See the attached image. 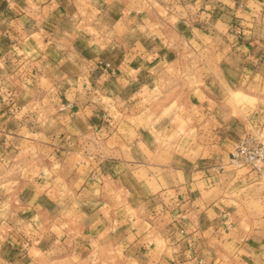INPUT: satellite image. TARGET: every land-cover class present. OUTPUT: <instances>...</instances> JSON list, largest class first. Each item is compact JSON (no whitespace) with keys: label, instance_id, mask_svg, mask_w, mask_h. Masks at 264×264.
Instances as JSON below:
<instances>
[{"label":"crops","instance_id":"crops-1","mask_svg":"<svg viewBox=\"0 0 264 264\" xmlns=\"http://www.w3.org/2000/svg\"><path fill=\"white\" fill-rule=\"evenodd\" d=\"M263 100L264 0H0V166L49 152L0 264H264L217 167Z\"/></svg>","mask_w":264,"mask_h":264},{"label":"rangeland","instance_id":"rangeland-1","mask_svg":"<svg viewBox=\"0 0 264 264\" xmlns=\"http://www.w3.org/2000/svg\"><path fill=\"white\" fill-rule=\"evenodd\" d=\"M240 97L242 99L246 98L243 95H240ZM236 100L238 101V99ZM252 101L250 100V103L253 104ZM259 109L257 116L244 121L241 132L232 144V149L243 137H253L256 143L264 144V100L261 102ZM25 157L29 159V161H25L27 162L25 165L19 166L16 165V162L14 164L11 161L7 166H0V172L11 178H16L18 175H22L23 169L32 171L33 165L37 161L39 163L41 160L40 162L45 164V160L49 157V152L43 148L36 152H29ZM217 167L221 173L225 174L228 181H233L228 185L227 190L231 205V211L227 215L228 224H231V226L242 224L241 227L247 232H251V229H259L264 241V167L261 176V174L251 171L249 167L235 168L228 164V156L220 159ZM26 174L23 176H28V173ZM54 264L65 263L58 260Z\"/></svg>","mask_w":264,"mask_h":264},{"label":"built area","instance_id":"built-area-1","mask_svg":"<svg viewBox=\"0 0 264 264\" xmlns=\"http://www.w3.org/2000/svg\"><path fill=\"white\" fill-rule=\"evenodd\" d=\"M228 164L235 168L249 167L251 171L262 176L264 144L256 143L253 137L241 138L229 152Z\"/></svg>","mask_w":264,"mask_h":264}]
</instances>
